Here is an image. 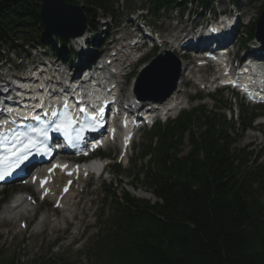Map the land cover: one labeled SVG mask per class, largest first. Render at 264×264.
Instances as JSON below:
<instances>
[{"label":"trees","instance_id":"1","mask_svg":"<svg viewBox=\"0 0 264 264\" xmlns=\"http://www.w3.org/2000/svg\"><path fill=\"white\" fill-rule=\"evenodd\" d=\"M41 1L0 0V47L14 48L20 40L68 59V40L50 37L41 23ZM63 1L81 7L89 29L96 30L100 16H116L114 0ZM145 1L157 13L191 1L207 8L212 0ZM253 116L241 118L242 130ZM234 125L199 107L171 126L153 128L148 138L158 137V144L142 155L153 153L143 185L155 201L125 193L115 202V230L100 248L99 264H264V162L252 166L250 154L233 147ZM1 258L0 264H13Z\"/></svg>","mask_w":264,"mask_h":264},{"label":"rangeland","instance_id":"2","mask_svg":"<svg viewBox=\"0 0 264 264\" xmlns=\"http://www.w3.org/2000/svg\"><path fill=\"white\" fill-rule=\"evenodd\" d=\"M264 0H254L253 3H249L250 1L247 0H238L239 6L241 11L237 10V14L241 13L242 17H243V22H249V24L251 25L252 22H254L256 20V15H257V10L259 9V7L263 4ZM217 3H214L212 10L218 11L219 9H224V10H229L231 8V2H228L227 0H220V1H216ZM126 7V6H124ZM234 7V6H233ZM235 8V7H234ZM128 10H126L125 8L121 10H119V15L121 16L120 21H121V25L119 27L114 28L117 29V33H114V31L112 30V36L115 37V35H119L121 34L123 36V30L126 33V28L123 29L124 27V22L126 21L125 18L123 17L124 13L127 12ZM239 11V12H238ZM209 13V12H208ZM211 14V13H210ZM176 16L175 12H172L169 14L165 15H160L159 19H148V21L150 22V24H154L157 23V27L161 26L160 30L161 31H168L171 30V33L175 32V30L179 29L180 27H183L184 25H186L184 23V21H182L181 19L179 20V18ZM203 19V17L201 18ZM157 21V22H156ZM107 22V23H113L112 20H109L108 18H100V20L98 21V26H103V23ZM177 23V26H175ZM72 28H77L79 29V24L78 23H74L72 25ZM103 30V27H101ZM119 33V31H121ZM242 45V40H240L239 42L236 43L237 47H241ZM249 45H252V43H250ZM24 49V48H23ZM243 49V48H242ZM26 50V51H25ZM25 50H19V54L18 56L15 55V53L10 50H5L4 53L2 54V57L0 58V66L5 67V70L1 69L0 70V79L3 77H7L9 75V72L11 73H15V74H25L26 72H24L23 70H21L22 68H24L27 64V58L29 56L30 51L27 50V48H25ZM242 51V50H241ZM18 52V51H17ZM43 51L41 50L40 53H42ZM49 50H44V54H48ZM52 52V51H51ZM58 53V51H56ZM246 50L242 51V54L245 53ZM5 58V59H4ZM61 58V56L59 57ZM189 63V61H186V64ZM139 63H134L131 66H129V68L126 67V70L129 69L130 71H132V73H134V71L136 72V69L138 68ZM21 70V71H19ZM135 74V73H134ZM134 74H130L129 76H127L126 78H124L123 80H125V83H123L122 88V94L124 97H128V94L130 93V80L131 78L134 76ZM184 74V73H183ZM209 79V77L206 78V81ZM188 85V84H187ZM186 85V86H187ZM183 87L186 91V94H188V96H190V94H192V92L194 91L193 86H188V87ZM203 100H207L206 101V106L208 109L211 108L212 103L210 101H208V99L205 98L204 94H201ZM184 96V95H183ZM182 96V97H183ZM229 97V93L227 91H223L220 92V101L221 103H224L226 101H231L230 103H233V114L231 115H227V118L231 117L234 118L236 116H239L241 113H243V117H246L250 112H251V108L249 106H242L240 102H238L237 99H235V97ZM232 99L234 100L232 102ZM202 100V101H203ZM231 106V105H229ZM242 106V107H241ZM259 120H256L253 122V129L247 130L243 133H240V129H238V131H232L231 132V137H233L235 139L234 142V147L237 149H243L244 153H249V159L251 161H256L257 163H261L264 162V125L263 124H258ZM141 132V131H140ZM139 134L142 135V132ZM141 137L140 136L137 140L141 141ZM140 143V142H139ZM139 143L137 144V146L139 145ZM184 145L186 146V143H184ZM184 149H187V146L184 147ZM251 151V152H250ZM111 154H109V157L112 156V154L117 153L116 151V147L115 145L113 146V149L110 151ZM135 153V152H134ZM112 158V157H110ZM114 158V157H113ZM130 164V162H129ZM253 164V162H252ZM124 182H125V187L126 189H128L133 195L135 196H139L141 198L144 199H151L153 200V196L148 194L146 191L143 190L142 187L141 190H133L131 189L127 184L129 183V178L128 177H124ZM113 181H111L112 183ZM138 188V189H140ZM24 188H20V190H23ZM39 220V218H34L31 221L36 223ZM1 225V224H0ZM47 232V231H46ZM44 232V233H46ZM43 233V234H44ZM51 236H54L56 238H59V235H54L52 234ZM35 238V239H34ZM50 237H48V234H44L43 236L40 235H36V236H32L30 234V230H25L22 231L19 226H18V222L16 221H6L5 222V228L1 229L0 228V245L2 246V250L4 251V255L6 258H11L13 257L14 261L16 264H37L39 259L41 258L44 263H47L49 261H55L56 264H93V260H90V258H88L89 255H86L85 253L88 252V250H86L89 245L91 244V242H87L85 244V248L83 247L82 250L74 253V250H70L69 251L65 248H63V251L61 254H55V255H59L56 256L54 258H51L49 256V254H51L49 252L50 247L52 245H50L49 243L51 242V240L49 239ZM90 239V238H89ZM54 255V254H52ZM95 264V263H94Z\"/></svg>","mask_w":264,"mask_h":264},{"label":"water","instance_id":"3","mask_svg":"<svg viewBox=\"0 0 264 264\" xmlns=\"http://www.w3.org/2000/svg\"><path fill=\"white\" fill-rule=\"evenodd\" d=\"M39 17L45 30L53 36L74 38L80 35L85 28V19L79 6L66 4L63 0H42L39 7ZM74 23L79 24V29L72 28ZM173 70L162 69V79L159 84H163L167 90L172 83L170 77H174ZM165 78V79H164Z\"/></svg>","mask_w":264,"mask_h":264},{"label":"bare ground","instance_id":"4","mask_svg":"<svg viewBox=\"0 0 264 264\" xmlns=\"http://www.w3.org/2000/svg\"><path fill=\"white\" fill-rule=\"evenodd\" d=\"M184 71H185V69H183V71H182V76H183ZM18 79H20L22 81H27V79L25 77H21V76H19ZM181 81H183V79ZM87 96L90 99L95 98L97 96V93L94 90H92L91 92H89V94ZM176 101H177L176 99L171 97L168 101L157 105V108L162 112L165 111V114H169L171 111L174 110L175 105L178 103V102L176 103ZM88 168H93V167H88ZM66 207H67V205L66 206L64 205L63 211L65 213V215H64L65 218H68V211H67ZM27 209H28L27 205L21 199H17L14 201H8L5 204H3L1 209H0V218L2 215H7L8 218H10L11 220H21L20 218L23 215L28 214ZM45 223H46V217H43L35 225L34 231H38L39 229H41ZM0 224H3V220H0ZM55 228H56L55 225L50 226L51 230H54Z\"/></svg>","mask_w":264,"mask_h":264},{"label":"snow or ice","instance_id":"5","mask_svg":"<svg viewBox=\"0 0 264 264\" xmlns=\"http://www.w3.org/2000/svg\"><path fill=\"white\" fill-rule=\"evenodd\" d=\"M53 123H55V121H53ZM56 130H59V126L57 127V129ZM46 132H47V130L45 129L44 130V134L46 135ZM27 151V149L26 148H24V149H21V153H20V155H23V153L24 152H26ZM7 174H9L10 175V173H7ZM5 173L4 172H0V179H4L5 178ZM43 183V182H42Z\"/></svg>","mask_w":264,"mask_h":264}]
</instances>
